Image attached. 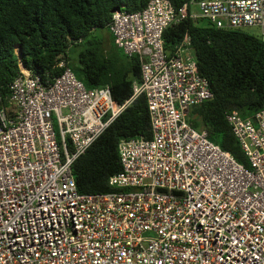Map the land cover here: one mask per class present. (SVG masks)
Masks as SVG:
<instances>
[{
	"label": "built area",
	"instance_id": "obj_1",
	"mask_svg": "<svg viewBox=\"0 0 264 264\" xmlns=\"http://www.w3.org/2000/svg\"><path fill=\"white\" fill-rule=\"evenodd\" d=\"M187 19L258 28L264 41V0H151L109 25L141 63L123 105L110 86L86 88L64 56L59 74L20 64L0 89V264H264V109L226 116L249 168L188 121L214 94L189 35L166 50L165 32ZM141 96L152 138L120 141L115 191L81 194L75 163Z\"/></svg>",
	"mask_w": 264,
	"mask_h": 264
},
{
	"label": "trees",
	"instance_id": "obj_2",
	"mask_svg": "<svg viewBox=\"0 0 264 264\" xmlns=\"http://www.w3.org/2000/svg\"><path fill=\"white\" fill-rule=\"evenodd\" d=\"M151 0H0V89L20 75V64L43 77L59 74L64 56L86 88L110 86L115 103L123 105L142 78L138 58H128L114 44L109 31L113 13L139 12ZM180 8L189 0H169ZM202 21L185 20L164 34L166 50L173 52L186 35L214 98L191 110L188 121L207 133L209 140L229 152L245 167L248 160L226 116L238 111L244 118L264 109V41L246 31L220 30ZM108 30L107 37L97 35ZM110 46H106V41ZM77 49L80 66L72 62ZM136 137L152 138L145 96L139 97L74 165L81 194L115 191L111 177L121 173L119 143Z\"/></svg>",
	"mask_w": 264,
	"mask_h": 264
},
{
	"label": "rangeland",
	"instance_id": "obj_3",
	"mask_svg": "<svg viewBox=\"0 0 264 264\" xmlns=\"http://www.w3.org/2000/svg\"><path fill=\"white\" fill-rule=\"evenodd\" d=\"M200 24L203 27H206V26L209 25L206 21H202ZM246 33H248L250 35H253V36L257 37V38H262L261 37L262 36L261 35V30L258 29V28H248V29H246ZM97 35L107 37V35H109V33H108V30L103 29V30H99L97 32ZM106 46H108V47L110 46V42L108 40L106 41ZM78 52L79 51H77V49H74L73 50V54H72V62H73V65L76 66V67L80 66L79 63H78V60H77ZM120 52H121V55H122L123 54L122 51H120Z\"/></svg>",
	"mask_w": 264,
	"mask_h": 264
}]
</instances>
